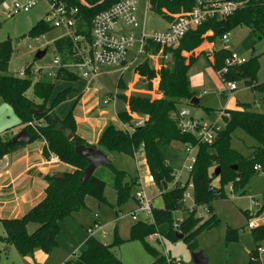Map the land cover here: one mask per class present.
I'll list each match as a JSON object with an SVG mask.
<instances>
[{
  "label": "trees",
  "instance_id": "trees-1",
  "mask_svg": "<svg viewBox=\"0 0 264 264\" xmlns=\"http://www.w3.org/2000/svg\"><path fill=\"white\" fill-rule=\"evenodd\" d=\"M65 1L78 4L77 0ZM87 1L91 6H79L76 27L79 33L89 38L91 18L96 12L108 7L113 0ZM240 1H242L241 5L228 17L209 18L188 30L176 46L165 48V52L176 57V63L172 69L169 60L158 70L160 96L152 97L148 93L139 92L128 95L120 92L118 98L123 100L127 106L117 110V118L120 121L132 124V113L146 115L147 118L142 125L135 126L130 132L109 122L101 131L96 144H89L76 134V122L72 110H69L62 118L54 113V107L67 99L68 93L73 90L71 86L58 91L48 104L57 80H78L80 77L65 69L58 70L52 78L42 76L35 80L8 74L6 72L13 47L9 39L0 41V100L11 106L19 119L18 125H22V128L27 130L29 142L43 139L45 141L43 154L46 157L53 153L62 162L72 166V170L58 172L61 176H57L58 173L46 175L44 196L23 215L0 218L5 231L3 235H0V240L13 245L21 255L33 259L37 248L51 251L57 245V236L62 229L64 217L84 205L87 195L98 201L105 200L106 182L95 172L88 177L86 182H80L79 178L87 161L75 152V142L92 145L102 149L105 153L118 151L133 155L135 150L142 149L148 170L162 189L173 180L172 172L174 171L166 161L163 148L174 140L182 144H197L195 162L189 175L193 184L194 204H206L211 210L213 200L226 196L228 184L232 185V193L244 194L245 186L255 171L254 166L259 164L264 168V113L253 110L249 103L226 108L229 117L225 119L223 128L211 143H200L194 135L181 132L175 120L179 105L183 102L189 103L194 96L189 83L188 70L195 60L193 50L196 47L204 40L221 38L224 33H228L234 27L243 25L264 38V5L258 0ZM195 4L196 0H152L151 8L170 19L167 12L174 14L188 11ZM49 28L50 25L41 19L29 29V33L37 36ZM53 48L62 62L78 59L72 53V42L67 36L54 39ZM185 52H190V54L187 56ZM229 53L230 50L224 46L213 52L211 65L216 71L224 66V60ZM258 66V56H253L243 63L228 67L221 77L227 80L241 77L252 89L262 90L264 81L259 83L256 81ZM135 71L146 79V85L151 88V80L155 77L156 70L149 61L144 60L137 63ZM27 72L29 73V70ZM117 86L121 89L126 88L121 76L118 78ZM28 92L31 94L29 95ZM205 109L209 110L208 107ZM236 128H241L257 140V145L246 156L231 146V133ZM68 134H71L72 138L69 139ZM8 139L7 136L0 135V157L24 144L9 143ZM106 165L114 174L112 185L116 190L117 201L120 202L133 196L130 192L137 185V177L128 176L125 170L116 168L111 161ZM217 169H219L218 174H216ZM214 177L219 178L218 186L212 184ZM184 188V184L173 185L160 192L163 206L153 208L154 222L138 220L130 227L129 238L138 239L143 247L155 257V261H165V259L147 240L150 234L158 232L161 236L175 239L177 232H182V238L190 243L192 251H196L198 250L197 244L192 241L196 234L203 228L216 225L219 221L215 213L202 220L203 218L196 216L193 210L183 214L178 219V227L175 228V217L172 211L184 210L182 206ZM243 213L247 218L245 210ZM29 223L36 224L32 231L28 230ZM249 230L253 243L249 253L255 255L257 245L264 241V226ZM226 231L228 239L237 238V228L228 227ZM122 241L123 239L116 230L110 243H104L95 236L88 235L84 240L83 250L67 258L64 263L125 264L113 250V247ZM253 263L256 261L249 259V264Z\"/></svg>",
  "mask_w": 264,
  "mask_h": 264
},
{
  "label": "rangeland",
  "instance_id": "rangeland-1",
  "mask_svg": "<svg viewBox=\"0 0 264 264\" xmlns=\"http://www.w3.org/2000/svg\"><path fill=\"white\" fill-rule=\"evenodd\" d=\"M139 6H143V1H141ZM49 12L46 0H38L28 11L20 10L13 14L3 12L0 7V41L9 39L13 47L6 73L16 75L20 68L29 63L42 66L52 62L55 54L53 40L60 36L62 29L50 25V28L43 31L40 35L36 36L29 33V29L38 20H44ZM167 24L168 19L162 14L157 13L153 8L147 10V31L151 32L160 29L165 25L167 26ZM214 40L217 42L216 46H219V37L214 38ZM223 45L246 60L253 56H258L259 66L256 73V81L258 83L264 81V38L251 31L247 26H237L228 32V40ZM39 49H46L45 54L41 58L36 57V52ZM132 49L136 50V46ZM131 56L132 52L129 53L128 58ZM141 61L143 62L144 60ZM151 64L153 66L152 62ZM120 67V64L98 65L99 75L97 80L90 83L88 89H84V84L80 79L76 83L78 89L82 90L83 98H86L83 106L88 108L90 105L95 106L97 104V109L100 107L107 109L109 121L116 126L119 125V121H117L115 113L111 109V102L108 104L102 102L106 95L115 90L118 91V94L123 92L128 95L139 92L157 97L159 94L157 88L160 77L157 67H154L156 75L151 80V88L146 85V79L135 71V65H132L129 70L123 73ZM70 71L77 74L76 69ZM134 73L139 76L135 82H133ZM120 76L123 84L126 85L125 89L117 86ZM188 77L190 87L194 91V97L198 98L199 103L193 105L184 102L181 105H186L194 115L202 117L205 121L215 120L218 110L225 108L228 103V107L231 108L232 106L241 105V103H249L253 110L264 113V89H252L241 77L233 80L223 79L203 53L195 57L188 70ZM142 78L145 80L143 81ZM75 81L77 80H57L48 104L58 91L67 86L68 83ZM131 82H133L132 88L129 87ZM231 82H234L237 87L233 90H228ZM28 94L30 95L31 93L28 92ZM118 99L116 106L121 109L124 107L125 102L120 98ZM103 105L106 107H103ZM83 106L81 102L74 103V100L65 99L54 107V113L57 117L62 118L69 110H72L74 117L75 115L80 116L85 110ZM206 107H209L208 112L205 109ZM131 115L139 116L136 113ZM18 123L19 119L14 114L11 106L0 100V125L7 129L5 136L8 138L14 136L17 133L15 127H19ZM256 145L257 140L241 128H236L232 131L231 146L240 154L248 155ZM163 152L167 163L174 171H179L184 164L182 143L174 140L163 148ZM51 154L54 155L53 153ZM106 154L113 165L118 169L125 170L128 176H142L147 173L145 158L141 149H138L134 155L118 151H110ZM94 172L106 182L104 201H98L96 198L87 195L84 205L64 217L62 229L57 236V245L51 251L37 248L34 251V260L29 256L21 255L13 245L6 244L0 240V264H62L77 246L79 252L83 250L85 247L84 240L89 235L87 228L95 221L103 225L106 230V234L96 233L94 235L100 241L110 243L113 240L115 230L123 239L120 244L113 247V250L125 264H194L190 243L182 237L174 239L162 236V241H158L153 234L147 237L149 243L156 248L159 254L164 256L165 261H155V257L143 247L138 239L129 238L131 225L138 220L146 221L145 214L142 211H138V219H132L130 212L137 206V201L133 196L120 202L117 201L116 190L112 185L114 174L106 164L99 165ZM187 180L188 172L184 170L180 178L182 184L185 185L183 194L189 192L191 195L183 197L184 210L177 209L172 211L174 219H180L183 214L188 213L187 209L190 207H194L195 215L201 216L202 220L215 213L219 219L218 223L201 229L192 241L197 244L198 250H201L203 255L208 258V264H249V251L253 243L250 230L246 226L247 218L243 210L251 206L250 196L264 197V168L255 170L251 174L245 186L244 194H234L226 190L225 197L212 201L211 210L206 204H194L192 190ZM212 184L218 186L219 178L214 177ZM160 188L161 185L157 182H150L144 185L147 196L154 198L153 208L163 206V198L159 193ZM137 189H139V186H134L130 194L133 195ZM35 226V223H29L28 230L32 231ZM228 227L238 229L236 239L227 238L226 230ZM4 233V228L0 223V235ZM38 252H40L39 256H37ZM258 255L259 259L257 253L251 255L255 257L256 261L253 264H264V252L259 251Z\"/></svg>",
  "mask_w": 264,
  "mask_h": 264
},
{
  "label": "built area",
  "instance_id": "built-area-1",
  "mask_svg": "<svg viewBox=\"0 0 264 264\" xmlns=\"http://www.w3.org/2000/svg\"><path fill=\"white\" fill-rule=\"evenodd\" d=\"M38 0H1L0 7L3 12L13 14L17 11H28ZM103 0H99L101 2ZM143 1V6L139 4ZM264 5V0H258ZM49 7V13L44 19L53 27H60L62 33L59 37L67 36L72 42V53L78 57L75 61L62 62L58 54H54L52 62L45 65H35L29 63L17 71L19 77H29L39 79L42 76L52 78L60 69L70 71L77 70V75L84 79L87 84L97 80L99 75L98 65L100 64H120L121 72H125L136 65L141 60H147L154 68H160L166 64L171 55L165 52V48L176 46L184 34L196 26L202 24L212 17L224 19L232 14L242 3L240 0H196V4L188 11L180 13H168L170 19L166 27L147 31L146 30V14L151 8L152 0H113L108 7L98 11L91 18L89 28V38L79 33L76 27L77 14L80 11L79 6L85 5L90 7L87 0H77L78 4H71L65 0H46ZM223 42H227L228 33L221 36ZM136 46V50L132 49ZM157 46V48H155ZM156 49V50H155ZM132 56L129 57V53ZM244 57L239 56L236 52L230 50V53L224 60V66L217 70L219 75L225 72L228 67L245 62ZM29 70V73L27 72ZM71 72V71H70ZM237 86L231 82L228 90H233ZM118 100V91L106 95L102 102L108 104L111 102L115 106ZM184 103V102H183ZM182 103V104H183ZM229 117V112L226 108L218 110V115L215 120L205 121L202 117L196 116L186 105H179L176 113V125L181 132L192 134L200 143H211L215 140L218 132L223 128L225 119ZM147 118L144 116H132V124L119 121V127L130 132L135 126L142 125ZM184 152V164L179 171H173V180L166 188L173 185H181L180 181L182 172H188V184L193 190V184L189 179L190 172L196 158L197 144L185 143L182 144ZM142 150V149H141ZM137 151H134V154ZM133 154V155H134ZM51 159L60 160L55 154ZM51 162V160H49ZM255 170L262 169L259 164L254 166ZM155 182L153 174L147 169V173L138 176L137 189L133 193V197L137 201V206L131 210L132 219H138V211L145 214V220L154 222L153 217V197L147 196L144 185L146 183ZM166 188H160V192ZM185 189V188H184ZM226 190L232 193V185L228 184ZM184 191V190H183ZM159 192V193H160ZM191 194L182 193L183 197H189ZM193 198V194H192ZM251 206L244 209L248 215L246 226L249 229L264 226V197L250 196ZM184 207V205L182 204ZM193 211L194 207L187 209ZM198 217H201L198 215ZM174 227H178V220H175ZM89 235L94 236L96 233L106 234L103 225L95 221L88 228ZM158 241L163 238L158 232L152 233ZM264 241L260 242L256 247V253L259 259L258 252H264ZM79 250L71 255H76ZM250 259L255 260L254 256L250 255ZM62 264H65L64 262ZM176 264V263H174Z\"/></svg>",
  "mask_w": 264,
  "mask_h": 264
},
{
  "label": "crops",
  "instance_id": "crops-1",
  "mask_svg": "<svg viewBox=\"0 0 264 264\" xmlns=\"http://www.w3.org/2000/svg\"><path fill=\"white\" fill-rule=\"evenodd\" d=\"M216 43L217 42L214 39L204 40L201 45L193 50V55L197 56L203 53L210 61V64H212L213 52L222 46L226 47L223 45L225 43L221 38H219V46H216ZM226 48L229 49L228 47ZM185 54L188 56L190 52H185ZM138 77L139 76L134 73L133 82L137 81ZM79 79L84 84V89H88L90 84H87L82 78ZM79 79L75 82H67L68 85L65 87L71 86L73 88V90L68 93L67 99L74 100V103L81 102L83 106L86 102V98H83L82 90H79L78 85L76 84L80 81ZM142 80L144 81L145 79L142 78ZM133 82L129 84L130 88L133 87ZM157 91L159 92L157 95L158 97L161 95V91H159L158 88ZM116 104L115 106L112 105L111 109L115 113L117 119V110L119 107L117 108ZM228 104L225 108H231L228 107ZM96 105H90L88 108L83 106L85 109L84 113L80 116L75 115L74 117L76 122V134L89 144L97 143L101 131L110 122V119L107 117L108 110L102 107L97 109ZM103 107L106 106L103 105ZM234 107L237 106H232V108ZM206 111L208 112V110ZM15 128L18 132L22 129V125ZM6 131V127L4 128L0 125V135H5ZM44 146L45 141L43 139H36L31 142H26L15 150L0 157V218L20 217L44 196L46 175L72 170L71 165L62 162L61 160H52L51 153L46 157L43 154ZM49 160H51V162ZM138 176L139 175L136 177L138 178ZM75 250H79L78 246ZM74 252L69 254V257ZM39 253L40 252H38L37 256H39Z\"/></svg>",
  "mask_w": 264,
  "mask_h": 264
},
{
  "label": "water",
  "instance_id": "water-1",
  "mask_svg": "<svg viewBox=\"0 0 264 264\" xmlns=\"http://www.w3.org/2000/svg\"><path fill=\"white\" fill-rule=\"evenodd\" d=\"M46 52V49H39L36 52V57L41 58ZM176 63V57L172 56L171 58V67L174 69ZM190 104L196 105L198 104V98L192 97ZM68 138H72L71 134H68ZM9 143H26L29 142V135L25 128H22L18 131L14 136L8 139ZM74 150L77 154L84 157L87 161V165L83 169L80 175V182L84 183L88 179V177L94 172V170L101 164H108L110 160L107 157V154L100 148L94 147L92 145H85L78 142H75ZM236 167V166H234ZM219 169L216 170V174H218ZM57 176H61V173L56 174ZM177 237H183L182 232H177ZM192 261L194 264H208V258L205 257L201 250L193 251Z\"/></svg>",
  "mask_w": 264,
  "mask_h": 264
}]
</instances>
